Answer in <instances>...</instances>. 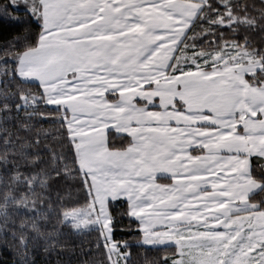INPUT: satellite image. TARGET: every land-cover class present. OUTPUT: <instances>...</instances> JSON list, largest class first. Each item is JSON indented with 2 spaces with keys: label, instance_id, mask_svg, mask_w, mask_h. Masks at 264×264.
<instances>
[{
  "label": "snow or ice",
  "instance_id": "obj_1",
  "mask_svg": "<svg viewBox=\"0 0 264 264\" xmlns=\"http://www.w3.org/2000/svg\"><path fill=\"white\" fill-rule=\"evenodd\" d=\"M0 264H264V0H0Z\"/></svg>",
  "mask_w": 264,
  "mask_h": 264
}]
</instances>
